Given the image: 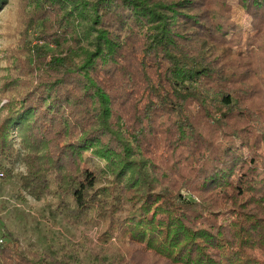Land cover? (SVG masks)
Listing matches in <instances>:
<instances>
[{"label": "trees", "instance_id": "obj_1", "mask_svg": "<svg viewBox=\"0 0 264 264\" xmlns=\"http://www.w3.org/2000/svg\"><path fill=\"white\" fill-rule=\"evenodd\" d=\"M30 7L26 24L41 21L55 50L26 60L42 75L4 104L0 156L11 160L19 136L21 187L39 199L53 174L61 213L76 223L93 211L118 243L88 263L72 248L52 258L0 244V264H264V0H24L18 11ZM86 152L102 166L82 167Z\"/></svg>", "mask_w": 264, "mask_h": 264}, {"label": "rangeland", "instance_id": "obj_2", "mask_svg": "<svg viewBox=\"0 0 264 264\" xmlns=\"http://www.w3.org/2000/svg\"><path fill=\"white\" fill-rule=\"evenodd\" d=\"M24 0H4L0 4V120L5 115L4 104L14 91L24 90L27 83L35 84L41 74V69L30 68L27 59L32 65L34 54L39 48L46 50L41 54L44 60H49L50 53L54 51L53 43L48 38L38 21L34 27L26 24V18L32 7L18 11L19 3ZM26 7V6H25ZM49 7H47L48 9ZM245 29H250V18L244 14L242 17ZM68 37L69 35L66 34ZM66 38V37H64ZM17 80H12L13 78ZM13 156L10 161L0 156V237L2 245L14 242L15 246H30L32 249L42 251L45 255L57 258L61 252L76 250V254L84 263L90 262V255L101 254L105 248L114 253L117 246V235L106 242L101 237L104 228L102 222L94 217L93 211L83 220L72 223L60 211L59 196H56V185L53 174L49 175L50 186L48 193L39 199L32 197L21 185L19 176L26 172V167L20 159L23 149L20 137H13ZM243 150L246 148L243 146ZM264 160V144L259 148ZM85 161L82 167L95 170V166H102L89 152L84 154ZM104 184L97 183L96 186ZM184 196L198 200L195 193L181 189ZM108 199L110 197L108 196ZM64 200L71 201L69 196ZM124 215V213H121ZM6 246V245H5ZM17 246V247H18ZM109 252L103 255H108ZM154 260L148 256L141 264H153ZM160 260L157 264H161Z\"/></svg>", "mask_w": 264, "mask_h": 264}, {"label": "built area", "instance_id": "obj_3", "mask_svg": "<svg viewBox=\"0 0 264 264\" xmlns=\"http://www.w3.org/2000/svg\"><path fill=\"white\" fill-rule=\"evenodd\" d=\"M3 242V239L0 237V244Z\"/></svg>", "mask_w": 264, "mask_h": 264}]
</instances>
